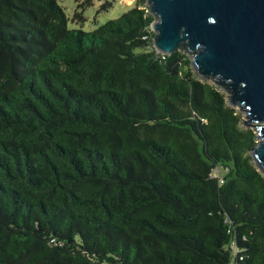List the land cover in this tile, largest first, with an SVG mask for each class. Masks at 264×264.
Returning <instances> with one entry per match:
<instances>
[{"label":"trees","instance_id":"1","mask_svg":"<svg viewBox=\"0 0 264 264\" xmlns=\"http://www.w3.org/2000/svg\"><path fill=\"white\" fill-rule=\"evenodd\" d=\"M145 4L0 0V264H264L255 133Z\"/></svg>","mask_w":264,"mask_h":264},{"label":"water","instance_id":"2","mask_svg":"<svg viewBox=\"0 0 264 264\" xmlns=\"http://www.w3.org/2000/svg\"><path fill=\"white\" fill-rule=\"evenodd\" d=\"M157 54H185L196 77L226 93L244 114L264 176V0H146Z\"/></svg>","mask_w":264,"mask_h":264},{"label":"rangeland","instance_id":"3","mask_svg":"<svg viewBox=\"0 0 264 264\" xmlns=\"http://www.w3.org/2000/svg\"><path fill=\"white\" fill-rule=\"evenodd\" d=\"M135 2L136 0H88V2L87 0H57L67 19L68 29H81L84 32H91L106 22L119 18L132 8ZM108 4L109 6H107ZM79 14L84 19L83 22H79L75 18ZM207 82L213 84L212 81L208 80ZM218 89L226 96L225 92ZM231 108L235 109L244 120V114L241 111L236 107ZM216 171L219 172V175L223 173L220 169H216Z\"/></svg>","mask_w":264,"mask_h":264},{"label":"built area","instance_id":"4","mask_svg":"<svg viewBox=\"0 0 264 264\" xmlns=\"http://www.w3.org/2000/svg\"><path fill=\"white\" fill-rule=\"evenodd\" d=\"M213 176H215V177H219V176H218V172H217V171H214ZM237 253H238L237 249H235V248L233 247V254H234L235 257H236V255H237ZM238 260H241V258L238 257Z\"/></svg>","mask_w":264,"mask_h":264}]
</instances>
